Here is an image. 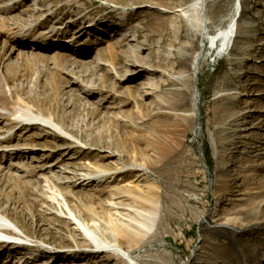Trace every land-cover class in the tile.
Instances as JSON below:
<instances>
[{
  "label": "rangeland",
  "instance_id": "obj_1",
  "mask_svg": "<svg viewBox=\"0 0 264 264\" xmlns=\"http://www.w3.org/2000/svg\"><path fill=\"white\" fill-rule=\"evenodd\" d=\"M193 1L0 0V210L34 245L0 264H264V0H202L205 32L236 29L197 77ZM114 226L126 262L95 247Z\"/></svg>",
  "mask_w": 264,
  "mask_h": 264
},
{
  "label": "bare ground",
  "instance_id": "obj_2",
  "mask_svg": "<svg viewBox=\"0 0 264 264\" xmlns=\"http://www.w3.org/2000/svg\"><path fill=\"white\" fill-rule=\"evenodd\" d=\"M62 7H64V6L59 7V9H61ZM2 11H4V10H2ZM178 11L181 12L182 16H185V17L188 18L187 23L190 25V29L191 30H192V28H197V27H200V26L203 27V35L205 37V39H204L205 40L204 41V45L201 47V49L197 53H195V55L193 57V60H192V63H191L192 74L194 75V77H197L199 75V71H200L202 62L204 60V50L207 47V44L211 43L212 44V49L213 50H216V44L219 43L218 41L223 42V45H225L227 42H230L232 40L233 36H234V32H235L236 26L232 22L231 24H229V27H226L224 29H220L215 34H210L208 32H205L206 29H207L208 19L206 18V16L204 18V14H203V1L202 0H194L193 2L189 3L184 8H182L181 10H178ZM47 19L48 18H46V20ZM16 20H18V19L16 18ZM98 24H99L98 21H96L95 23H91L90 26H88V27H86V25H84L82 27V30L83 29H86V31H88V30H90L91 27L92 28L99 27ZM77 34L78 33H75L72 37H70V39L67 40V42L70 43V42H72L74 40L76 41L78 39ZM21 39H22V42L23 43H26L24 41L26 39H24L23 36H21ZM185 49H186L185 46H179V52L183 56H184ZM39 59H40V57L38 55H33L32 57L26 59V62H25L26 64L25 65H27L26 66L27 70L30 71L32 69V66H30V65H32V63L38 61ZM181 76H183V73L180 74V77H177V79H173L172 82L184 81V79ZM197 79L198 78H196V80ZM5 83L8 84V85H10L11 78L5 76L4 79H3L2 74H0V102H1L0 103V118L1 119L2 118H5L6 116L9 115L6 112V110H5L7 108V106L3 105V104H5V102L8 103V101L10 100V98L8 96V93L6 91V88H5ZM16 92H17V90H16ZM31 97L32 96H29V98H31ZM199 98H200V95L198 94V90H197V91L194 92V95H193V112H197L198 114H199V110H200L199 109V103H200V99ZM177 100L175 99L170 105L171 106H175V105H179L180 106L181 105V102H178ZM32 106H33V104H32ZM25 112H21L22 114L19 113V115H17L15 112L12 111V115H13V118L12 119L14 120L15 125H27L28 126V125H33V124H35L38 121L47 122L46 120L41 119L37 115L34 116V117H32V116H30L29 114H27ZM199 126H198V128H199ZM9 130H10V128H9ZM8 140H9V138H7V139H1L0 142L8 141ZM99 171H101V170H99ZM73 215H74V218L77 219V222L79 223V225H81L82 223L79 221V218L81 216L78 217V215L75 214V213ZM8 217H9V215L4 210H0V221H1V219H3V220L6 221L7 219H9ZM1 224L2 225H5V223L3 221H1ZM147 227L149 228V226H147ZM85 229L90 234V230H88L87 228H85ZM10 234H12L13 236L15 235L14 232L13 233H10ZM112 234L115 237L114 240H111L109 238L99 237L96 234L97 237H98V239H96V240H97V243L98 242L99 243H98L97 246L95 245V247H98L99 249H101V248L102 249H106L107 253H109L110 256L111 255H113V256L116 255L117 257L120 258V260L122 262H124V261L126 262V259H131V255H130L131 254V250L129 248H125L122 245V242H121L122 239H124V238L126 239L129 236L126 233H124L123 230L117 228V226L116 227L114 226L112 228ZM90 235L92 236V234H90ZM131 243L135 244V243H137V240H134ZM86 245L87 246H90V247H93L94 246L90 242H88V244H86ZM20 246H18V244L15 243V242H2L1 241L0 242V254L5 253V251L7 249H9V248H17V249L19 248L20 249L21 248ZM130 246H131V244L128 245L127 247H130ZM53 249L54 248H51V250H53ZM131 262H132V260H131Z\"/></svg>",
  "mask_w": 264,
  "mask_h": 264
}]
</instances>
